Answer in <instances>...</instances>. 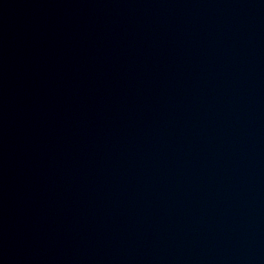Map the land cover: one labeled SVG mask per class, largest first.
Listing matches in <instances>:
<instances>
[{
  "label": "water",
  "instance_id": "obj_1",
  "mask_svg": "<svg viewBox=\"0 0 264 264\" xmlns=\"http://www.w3.org/2000/svg\"><path fill=\"white\" fill-rule=\"evenodd\" d=\"M0 264H264V0H0Z\"/></svg>",
  "mask_w": 264,
  "mask_h": 264
}]
</instances>
